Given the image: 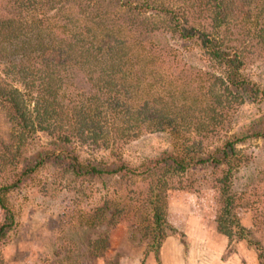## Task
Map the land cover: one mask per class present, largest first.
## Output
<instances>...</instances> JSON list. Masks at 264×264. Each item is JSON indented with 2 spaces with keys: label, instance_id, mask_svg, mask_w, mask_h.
<instances>
[{
  "label": "trees",
  "instance_id": "16d2710c",
  "mask_svg": "<svg viewBox=\"0 0 264 264\" xmlns=\"http://www.w3.org/2000/svg\"><path fill=\"white\" fill-rule=\"evenodd\" d=\"M0 110V246L17 234L10 195L49 169L100 183L104 213L135 203L158 262L165 193L214 190L226 251L245 241L264 264L233 214L238 175L264 183L249 146L264 140V0H0ZM153 135L167 148L131 160Z\"/></svg>",
  "mask_w": 264,
  "mask_h": 264
},
{
  "label": "rangeland",
  "instance_id": "374dc122",
  "mask_svg": "<svg viewBox=\"0 0 264 264\" xmlns=\"http://www.w3.org/2000/svg\"><path fill=\"white\" fill-rule=\"evenodd\" d=\"M248 115L244 114L241 119ZM8 129L0 110L3 139L8 137ZM168 140L167 136L160 135L144 137L129 144L126 154L136 160L167 148ZM249 146L250 150L264 148V140L253 141ZM259 156L263 157L264 153ZM245 171L238 175L235 184L237 198L233 214L263 244L264 183L248 181L249 173L243 176ZM104 199V189L98 182L80 185L70 177L54 175L49 169L40 171L10 195L18 228L16 236L0 246V264H141L142 261L163 264L160 253L159 262L152 253L144 258L149 243L144 231V212L133 202L120 201V210L104 213L99 210ZM160 210L172 228L166 239L171 238L169 242L182 246L184 264L191 263L192 249L197 242L213 240L219 235L225 239L217 230L220 205L214 190L171 188L161 199ZM214 230L219 235H208ZM167 258L166 264H176L172 261L176 252L169 250Z\"/></svg>",
  "mask_w": 264,
  "mask_h": 264
},
{
  "label": "crops",
  "instance_id": "0c3cea01",
  "mask_svg": "<svg viewBox=\"0 0 264 264\" xmlns=\"http://www.w3.org/2000/svg\"><path fill=\"white\" fill-rule=\"evenodd\" d=\"M217 232L216 230L209 231L208 235ZM169 239L171 238L165 239L160 248L162 263H167L169 260L167 252L172 250L174 253L176 252V258L172 261L176 264H184V249L178 244L169 242ZM227 242V238L223 239L220 235L213 240L207 239V241L197 242L192 249L190 264H259L256 252L249 248L245 241H239L235 246V251L228 255L226 254ZM262 242L264 248V241Z\"/></svg>",
  "mask_w": 264,
  "mask_h": 264
}]
</instances>
